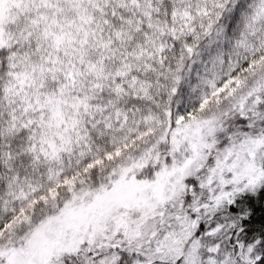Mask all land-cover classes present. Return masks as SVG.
<instances>
[{
	"label": "snow or ice",
	"instance_id": "obj_1",
	"mask_svg": "<svg viewBox=\"0 0 264 264\" xmlns=\"http://www.w3.org/2000/svg\"><path fill=\"white\" fill-rule=\"evenodd\" d=\"M0 264H264V0H0Z\"/></svg>",
	"mask_w": 264,
	"mask_h": 264
}]
</instances>
